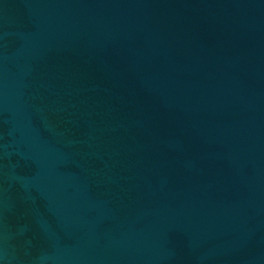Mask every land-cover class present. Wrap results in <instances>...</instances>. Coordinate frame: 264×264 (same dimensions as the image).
I'll return each instance as SVG.
<instances>
[{
  "label": "water",
  "instance_id": "95a60500",
  "mask_svg": "<svg viewBox=\"0 0 264 264\" xmlns=\"http://www.w3.org/2000/svg\"><path fill=\"white\" fill-rule=\"evenodd\" d=\"M0 264H264V0H0Z\"/></svg>",
  "mask_w": 264,
  "mask_h": 264
}]
</instances>
